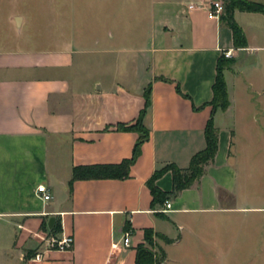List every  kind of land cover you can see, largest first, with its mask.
Here are the masks:
<instances>
[{
    "label": "crops",
    "instance_id": "0c3cea01",
    "mask_svg": "<svg viewBox=\"0 0 264 264\" xmlns=\"http://www.w3.org/2000/svg\"><path fill=\"white\" fill-rule=\"evenodd\" d=\"M217 1L224 7L229 2L146 0L149 14L141 29L146 41L130 47L124 12L105 15L103 36L96 26L87 36L77 0H0V264H135L145 230L171 242L159 244L162 264H171L168 248L180 241L185 215L248 210L235 207L233 132L217 122L233 118L227 74L232 82L244 76L249 66L244 58L264 51V15L232 13L245 39L238 52L230 28L208 18ZM226 51L236 62L224 71L229 107L213 117L214 161L198 182L168 200L170 212L161 213L163 205L151 208L146 182L166 165L186 169L205 148L217 60ZM148 85L151 105L143 120L148 139L129 177L70 185L75 167L131 157L138 134L115 127L137 119ZM40 185L50 191V202L37 196ZM156 186L171 192V172ZM126 225L129 247L122 243ZM49 235L72 236L71 249L43 252L34 260Z\"/></svg>",
    "mask_w": 264,
    "mask_h": 264
},
{
    "label": "rangeland",
    "instance_id": "374dc122",
    "mask_svg": "<svg viewBox=\"0 0 264 264\" xmlns=\"http://www.w3.org/2000/svg\"><path fill=\"white\" fill-rule=\"evenodd\" d=\"M77 5L81 24L86 25L82 32L87 36L95 26L97 36H103L100 32L105 15L124 12L128 18L124 23L129 25L128 45L146 41L141 30L149 14L146 0H77ZM116 23L114 20L113 25ZM242 64L249 65L244 66V76L232 82L227 74L233 118L218 117L217 123L233 132L230 166L237 173L235 207L248 210L185 215L186 229L180 241L168 248L171 264H264V51L245 57ZM229 202L226 198L225 204ZM153 244L157 256L158 249L170 242L153 238Z\"/></svg>",
    "mask_w": 264,
    "mask_h": 264
},
{
    "label": "trees",
    "instance_id": "16d2710c",
    "mask_svg": "<svg viewBox=\"0 0 264 264\" xmlns=\"http://www.w3.org/2000/svg\"><path fill=\"white\" fill-rule=\"evenodd\" d=\"M235 10L264 15V5L246 0H229L224 7V15L220 19L232 31L234 46L239 49L245 47V39L242 30L232 19V13ZM235 62L236 60L234 58H225L223 55L217 60L216 78L212 86V100L208 104L211 107V115L204 128L205 148L192 156L189 166L186 169H179L171 164L166 165L161 169L155 170L146 182V186L152 197V209H155L158 205L162 206L172 196L177 195L198 182L204 175L205 168L213 163L218 148V131L214 126L213 117L217 111H226L229 107L224 71L231 65H234ZM177 91L179 93L178 87ZM143 96L144 107L139 112L137 119L131 124H117L115 127L117 131H133L138 134L131 157L121 161L119 164L75 167L72 170L70 185L78 180H123L129 177L130 167L139 157L141 147L148 139V131L143 125V120L151 105V85L145 88ZM166 172H171L172 174L171 192H163L156 186V181ZM125 229L129 230L127 225ZM153 238L163 240L166 243L170 242L163 236H154L151 230H145L144 243L137 245L135 248V264H162L165 259V254L162 249H158L159 254L157 256L153 253Z\"/></svg>",
    "mask_w": 264,
    "mask_h": 264
},
{
    "label": "built area",
    "instance_id": "2783aa9c",
    "mask_svg": "<svg viewBox=\"0 0 264 264\" xmlns=\"http://www.w3.org/2000/svg\"><path fill=\"white\" fill-rule=\"evenodd\" d=\"M224 12V6L221 2H213L208 10V18L213 20H219ZM243 51V49H238V52ZM222 55L225 58H234L232 51L223 52ZM36 194L43 203H48L52 199L50 191L44 186L40 185L36 188ZM171 211V202L165 201L161 213H168ZM131 231L124 232L122 243L125 247L130 245ZM44 245L42 248L38 249L34 255V260L39 261L43 252L47 251H67L70 250L73 244L72 236H47L44 240Z\"/></svg>",
    "mask_w": 264,
    "mask_h": 264
}]
</instances>
